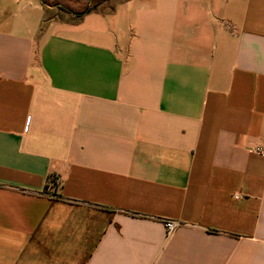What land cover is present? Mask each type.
I'll list each match as a JSON object with an SVG mask.
<instances>
[{
	"label": "crops",
	"instance_id": "1",
	"mask_svg": "<svg viewBox=\"0 0 264 264\" xmlns=\"http://www.w3.org/2000/svg\"><path fill=\"white\" fill-rule=\"evenodd\" d=\"M255 146L264 0H0V264H264Z\"/></svg>",
	"mask_w": 264,
	"mask_h": 264
},
{
	"label": "rangeland",
	"instance_id": "2",
	"mask_svg": "<svg viewBox=\"0 0 264 264\" xmlns=\"http://www.w3.org/2000/svg\"><path fill=\"white\" fill-rule=\"evenodd\" d=\"M92 0H42L48 8V18L65 17L66 13L61 8L70 11H83L89 7ZM45 25V22H44Z\"/></svg>",
	"mask_w": 264,
	"mask_h": 264
},
{
	"label": "built area",
	"instance_id": "3",
	"mask_svg": "<svg viewBox=\"0 0 264 264\" xmlns=\"http://www.w3.org/2000/svg\"><path fill=\"white\" fill-rule=\"evenodd\" d=\"M252 153H256L259 155H264V149L260 146H255L251 149ZM59 178L57 176H50L48 180V186H55L59 182ZM179 226V223L177 221H166L165 227L167 233H172L177 227Z\"/></svg>",
	"mask_w": 264,
	"mask_h": 264
},
{
	"label": "trees",
	"instance_id": "4",
	"mask_svg": "<svg viewBox=\"0 0 264 264\" xmlns=\"http://www.w3.org/2000/svg\"><path fill=\"white\" fill-rule=\"evenodd\" d=\"M109 1H111V0H92V1L90 2L89 7H87L85 10H83V11H81V12L70 11V10L65 9V8H61V10H62L63 12H65V13L73 14V15H75V16H77V17H83V16H85V15H87V14H90V13L96 11L97 8H98L99 6H101V5L104 4L105 2H109ZM43 4H44V3H43ZM44 5H45V4H44Z\"/></svg>",
	"mask_w": 264,
	"mask_h": 264
}]
</instances>
